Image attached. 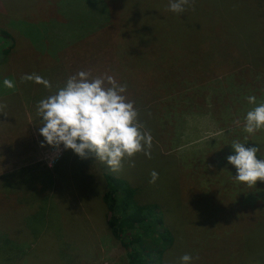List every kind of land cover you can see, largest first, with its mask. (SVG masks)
Masks as SVG:
<instances>
[{"label": "rangeland", "instance_id": "rangeland-1", "mask_svg": "<svg viewBox=\"0 0 264 264\" xmlns=\"http://www.w3.org/2000/svg\"><path fill=\"white\" fill-rule=\"evenodd\" d=\"M168 5L0 0V37L6 36L0 40V174L23 177L0 189V264H126L107 225L104 174L130 181L142 201L170 211L172 222H165L176 242L162 264H180L186 253L192 264H264L263 187L234 181L236 169L227 161L235 154L233 141L261 149L257 159L264 158V130L243 131L247 112L264 102L254 90L264 84V0H194L183 13ZM67 53L75 56L70 69ZM89 70L127 85L152 136L151 159L137 154L135 167L125 162L113 173L93 156L40 146L43 137L31 116L38 102L68 74ZM32 73L52 88L21 82ZM5 78L13 89L4 86ZM228 87L243 93L237 103L243 110ZM248 96L258 98L255 105ZM232 102L237 110L227 109ZM212 165L222 168L220 176L206 172ZM152 171L159 174L155 184L149 183ZM224 192L231 194L226 206ZM235 199H256L259 206L242 203L239 214L218 211H234ZM213 206L216 218L207 215ZM197 209L199 223L190 221Z\"/></svg>", "mask_w": 264, "mask_h": 264}, {"label": "clouds", "instance_id": "clouds-1", "mask_svg": "<svg viewBox=\"0 0 264 264\" xmlns=\"http://www.w3.org/2000/svg\"><path fill=\"white\" fill-rule=\"evenodd\" d=\"M194 0H169L168 9L183 13L185 6H192ZM32 81L51 89V83L38 74H25L21 82ZM11 90L12 80L3 81ZM127 85L120 84L107 73L93 76L91 71H79L70 76L62 87L40 100L36 106L39 120V135L45 144L57 152L71 150L82 159L89 156L105 164L113 173L119 172L124 163L135 167L137 154L151 159L152 136L139 121V112L127 95ZM249 104H256L255 96H248ZM5 105H0V109ZM239 124L240 121H235ZM264 130V102L249 110L244 118L243 131L249 135ZM247 140V136L245 137ZM234 155L227 157L228 164L236 169L234 181L248 187L264 182V158L257 159L261 149L245 147L244 143L233 141ZM51 166V165H50ZM159 179L156 171L150 173V184ZM193 256L184 254L180 264H192ZM195 259H199L196 257Z\"/></svg>", "mask_w": 264, "mask_h": 264}, {"label": "trees", "instance_id": "trees-1", "mask_svg": "<svg viewBox=\"0 0 264 264\" xmlns=\"http://www.w3.org/2000/svg\"><path fill=\"white\" fill-rule=\"evenodd\" d=\"M3 38L5 39L6 36L2 34L0 40ZM256 81H258V79ZM243 84L245 88L241 91L244 92L245 95L247 85L243 82L240 87H243ZM260 86L259 90H254L264 95V84H260ZM254 87L255 86H253V88ZM228 88L229 91L234 94V96H231L232 101L239 106L237 103L240 101L241 97L244 96L243 93L239 91L234 93L231 87ZM257 99L258 98H256V101ZM236 105H234L233 102L232 104L229 103L227 109L231 108V106L236 109ZM245 107H247V105H245ZM243 108L244 106L240 103L239 109L243 110ZM211 167L212 168L206 167L207 173L214 174V177L221 173L222 168H220L219 165L218 167L214 165ZM103 177L106 183V190L102 195V203L107 212V225L111 236L119 243L120 247L125 252L127 259L126 264H162L164 256H166V253L169 252L170 249L175 247L174 245L176 242V235L173 228H169L165 222V218L169 223L172 222L171 216L168 217L170 211L164 209V207L161 209L157 203L142 201L139 197L140 191L136 186L132 185L130 181L109 174H104ZM258 187H263L262 190H258V192H262L264 195V182L258 181ZM213 194L214 193H210V195ZM229 195L231 194L225 192L223 194L225 197L223 198L224 201L221 203L224 206L227 205V196ZM263 199L264 196L261 200ZM249 201L244 203L243 201H239V199H235L232 207L234 211H218L225 213L235 212L239 214L242 213L240 210L243 207L242 203L244 205H250V208L259 206V202L256 203V199L255 201L254 199ZM211 204L215 203L212 201ZM214 207L215 206L212 207L213 210L207 211V215L212 211V216L216 218L217 211ZM196 211L201 210H194L190 216V221L194 217L199 223L203 213H195ZM243 217H241V220Z\"/></svg>", "mask_w": 264, "mask_h": 264}, {"label": "crops", "instance_id": "crops-1", "mask_svg": "<svg viewBox=\"0 0 264 264\" xmlns=\"http://www.w3.org/2000/svg\"><path fill=\"white\" fill-rule=\"evenodd\" d=\"M71 51V50H70ZM64 57V60L66 61L65 63H70V65L68 64L69 66V69L70 67L72 66L73 62H74V55L72 56L71 53H68L66 55L63 56ZM68 61V62H67ZM63 62V61H62ZM65 63L63 62L62 64V68H64L65 66ZM68 70V69H67ZM69 73V71H68ZM67 73V74H68ZM67 76V75H66ZM68 76H72L71 74H68ZM67 76V78H68ZM54 94V93H53ZM31 102H33L32 98H30ZM34 106V104L32 105V107ZM29 107V106H28ZM34 111V110H33ZM31 116H33L34 118H36L35 120V123L37 124L36 126L39 128V120H40V117L37 115V112L34 111L32 112ZM26 119H27V123H28V133H29V128L30 130L32 131L33 130V127L31 126V122H30V117L26 115ZM6 155V154H5ZM4 165H6V163L4 162L3 163ZM9 167H11L9 165ZM21 178H23L21 175H13V174H10V173H4V174H0V182H2V184H0V189L3 190V191H6L7 188H10L11 187V184L13 181H16V182H21ZM0 190V192H1ZM9 190V189H8Z\"/></svg>", "mask_w": 264, "mask_h": 264}]
</instances>
